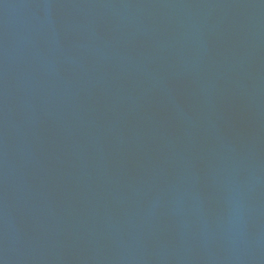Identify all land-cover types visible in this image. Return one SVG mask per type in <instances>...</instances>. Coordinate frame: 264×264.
<instances>
[{"label":"water","instance_id":"obj_1","mask_svg":"<svg viewBox=\"0 0 264 264\" xmlns=\"http://www.w3.org/2000/svg\"><path fill=\"white\" fill-rule=\"evenodd\" d=\"M0 264H264V0H0Z\"/></svg>","mask_w":264,"mask_h":264}]
</instances>
